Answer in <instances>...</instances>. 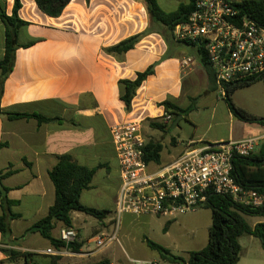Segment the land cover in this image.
Returning <instances> with one entry per match:
<instances>
[{
	"label": "crops",
	"instance_id": "0c3cea01",
	"mask_svg": "<svg viewBox=\"0 0 264 264\" xmlns=\"http://www.w3.org/2000/svg\"><path fill=\"white\" fill-rule=\"evenodd\" d=\"M178 1L157 0V3L162 10L172 13L180 6ZM20 3L18 16L26 22L18 31L20 48L16 51L13 70L4 80L0 69V143L6 144L0 150V171L13 172L2 184L10 189L8 199L16 202L11 213L19 217L7 219L8 235L0 232V264H52L53 257L56 264L102 261L123 264L113 252L96 260V252L85 249L96 237L105 234L106 218L92 230L97 236L89 239L83 238L73 220L76 242L81 244L78 253L70 248L56 249L39 233H26L54 204L55 188L49 172L59 156L68 154L79 165L89 168L101 166L91 189L82 193L81 202L87 207L111 211L109 206L115 209L120 187L110 134L113 124L140 122L146 144L162 145L160 163H149L151 172L170 165L189 149L251 137L263 141L264 126L243 122L232 114L194 48L186 51L175 45L176 50L167 56L170 40L164 34L165 29L151 20L144 2L71 0L57 18L42 12L36 0H20ZM14 4L15 0H0L8 15L12 14ZM135 35L141 38L133 49L122 54L108 53L107 49ZM4 56L5 26L0 19V61ZM186 57H191L193 63L184 72L181 64ZM151 66L154 73L137 90L127 108L121 100L124 94L121 81L135 80L138 73ZM165 101L190 109L177 126L173 116L172 121H165L167 113L162 106ZM7 113L37 114L51 121L39 124L35 118L10 120ZM151 123L166 127L159 130ZM110 184H114L115 193L108 203ZM3 213L0 199V216ZM243 217L251 227L264 222L257 221V216ZM247 217L255 220L254 223H249ZM139 218L140 223L148 226L154 218L164 219L167 240L160 243L175 256L181 253V257L187 258L188 253L200 251L208 244L209 233L207 240L199 237L179 250L175 242L168 244V240L172 237L171 230L175 226L183 227V221L145 215L135 221ZM61 230L58 223L53 237L60 239ZM257 240L249 235L238 239L241 252L237 264H264V249ZM47 250L55 254H48ZM132 261L135 260L130 258L128 262ZM139 261L175 264L163 260L156 251Z\"/></svg>",
	"mask_w": 264,
	"mask_h": 264
},
{
	"label": "built area",
	"instance_id": "2783aa9c",
	"mask_svg": "<svg viewBox=\"0 0 264 264\" xmlns=\"http://www.w3.org/2000/svg\"><path fill=\"white\" fill-rule=\"evenodd\" d=\"M240 0H196L185 23L174 29L181 42L202 46L212 71L216 91L223 97L227 88L264 82V25L244 17L233 4ZM193 60H182V70H190ZM173 117L165 116L170 122ZM118 161L120 187L115 204V228L110 236L96 237L98 249L119 242L118 232L124 215L176 219L204 207L209 192L230 197L234 203L258 209L264 194L237 184L232 178L234 157H250L258 152L261 140L221 142L185 151L170 165L151 172L145 161L146 140L140 122L115 123L110 127ZM74 229L60 231V240L73 243ZM48 254H55L47 250ZM133 264H156L132 261Z\"/></svg>",
	"mask_w": 264,
	"mask_h": 264
},
{
	"label": "trees",
	"instance_id": "16d2710c",
	"mask_svg": "<svg viewBox=\"0 0 264 264\" xmlns=\"http://www.w3.org/2000/svg\"><path fill=\"white\" fill-rule=\"evenodd\" d=\"M144 2L150 18L155 23L160 24L165 29L167 40L189 45L197 52L200 63L210 72L214 78L207 59V55L202 46L189 42H181L174 37V29L178 24L185 23L191 15L196 0H189L186 4H180L175 12L167 13L160 8L157 0H138ZM71 0H36L39 9L50 17H59ZM239 12L238 19L245 16L254 20L260 25H264V0H242L233 4ZM21 8L20 0H15L13 12L8 15L0 5V19L5 26V56L0 61L2 71V80L13 70L16 51L20 48L18 44L19 28L26 25L22 21L18 12ZM141 35L132 36L119 44L107 49L108 53L122 54L133 49L138 43ZM154 73V66L149 67L146 71L138 73L135 80H122L124 94L121 98L127 108L136 95L137 90L142 86L144 81ZM247 86V85H246ZM244 86H234L227 88L224 97L232 114L239 120L247 123H256L264 126V119L256 118L236 108L232 101L231 95L235 90ZM167 115L176 119L179 116H186L190 109H181L169 101L162 103ZM8 119L16 120L21 118H35L39 124L50 122V119L44 118L37 114H14L7 113ZM151 126L164 130L165 124L151 123ZM6 147L5 143H0V150ZM163 147L156 142H150L145 147V161L147 163H160L161 152ZM233 169L231 172L234 181L247 188L264 194V140L261 141L257 153L250 157H234ZM101 166L89 168L79 165L72 156L64 154L59 156L56 166L49 172V177L55 188V201L49 209L48 214L28 229L26 233H39L44 239L50 241L56 249H68V244L60 239L53 237L52 232L56 225L61 224L63 229H73V212H80L94 217L99 221L107 218L110 211L98 210L87 207L81 202V195L84 191L90 190L92 181L96 172ZM13 172L2 173L0 171V199L4 213L0 216V232L3 235L10 233L7 223L8 218H16L18 215L11 213L10 209L16 202L8 199L9 188L2 184V181ZM212 211V225L209 231V241L207 246L200 250L188 253V257L173 255L166 248L147 240L148 246L158 252L160 257L170 263L175 264H237L240 260L241 248L238 239L243 235L253 236L261 242L264 249V222L258 223L251 227L244 219L243 215L264 217V205L258 209H252L233 202L228 196L219 195L209 192L207 202L204 206ZM81 244L76 241L72 243L70 250L74 253L80 251ZM30 254H25L29 256ZM52 264H56V257H53ZM97 264H108L102 261Z\"/></svg>",
	"mask_w": 264,
	"mask_h": 264
},
{
	"label": "rangeland",
	"instance_id": "374dc122",
	"mask_svg": "<svg viewBox=\"0 0 264 264\" xmlns=\"http://www.w3.org/2000/svg\"><path fill=\"white\" fill-rule=\"evenodd\" d=\"M188 1L189 0H179L177 4L187 3ZM175 45H181L186 51H192L193 49L189 45L168 41L167 56L171 55L174 50H176ZM231 101L236 108H239L256 118L264 119V82L258 80L252 84L238 88L231 95ZM170 126L172 128V125ZM151 169L154 170V168ZM97 186L101 187L102 184H98ZM109 188L108 203L112 202L111 200L114 197V184L113 186L110 184ZM87 193L85 194L86 197H90V194ZM109 208H111V211L105 219L107 228L104 230V235L106 236H110L113 233L115 221L117 220V215H115L113 207L109 206ZM137 217L138 216L134 215L122 216L118 232L119 242L113 243L103 249H98L95 243H90L85 249L96 252V260H102L109 252H113L115 257L123 264H127L130 258L135 261L146 259L155 251L148 246L147 240L163 246L160 242H164L165 244V241L163 240H167L164 234V228L166 225L163 222L164 219L161 218H154L149 226L144 225L143 223H140L142 222L140 218L138 221H135ZM256 218L257 221H264L263 217L257 216ZM246 219L249 223H254L255 221L251 220L249 217ZM73 220L75 226L81 230L83 238L89 239L97 236L94 235L92 230L99 226V220L80 212L74 213ZM177 220L183 221V227L175 226L170 232L172 235L171 239L168 240L169 242H166H168V244L175 242L179 250H181L187 242L196 241L199 237L203 236L207 240L209 233L208 228L212 225V211L209 208L202 207L193 213H187L177 217ZM111 221L112 223H110ZM179 256H182V254L180 253ZM129 264L133 263L130 262Z\"/></svg>",
	"mask_w": 264,
	"mask_h": 264
},
{
	"label": "water",
	"instance_id": "95a60500",
	"mask_svg": "<svg viewBox=\"0 0 264 264\" xmlns=\"http://www.w3.org/2000/svg\"><path fill=\"white\" fill-rule=\"evenodd\" d=\"M181 119H182V116L177 117L174 122V126H177ZM71 246H72V243H69L68 248H70Z\"/></svg>",
	"mask_w": 264,
	"mask_h": 264
}]
</instances>
